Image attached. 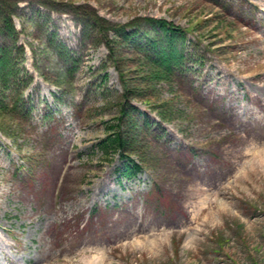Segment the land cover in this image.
<instances>
[{
	"label": "rangeland",
	"instance_id": "1",
	"mask_svg": "<svg viewBox=\"0 0 264 264\" xmlns=\"http://www.w3.org/2000/svg\"><path fill=\"white\" fill-rule=\"evenodd\" d=\"M85 12L140 29L135 44L151 40L146 18L187 31L172 79L139 86L127 103L133 110L122 126L134 122L141 141L140 154L132 156L142 166L136 177H122L126 160L118 153L106 160L97 144L107 127L121 125L120 70L138 85L145 66L134 42L117 40L113 31L111 55L97 29L85 30ZM12 21L13 77L30 80L19 89L13 118L0 111V235L11 245L2 264H49L37 262L44 217L38 225L26 216L73 201L83 207L65 227L56 222L49 240L61 244L67 229L80 238L110 237L97 239L103 264H264L263 170L247 177L246 168L236 169L220 179V191L206 186L189 219L183 199L185 183L195 179L193 164H207L211 174L243 148L251 153L242 161L264 164V139H240L242 131L226 120L235 109L244 119L258 114L264 100V87L256 91L246 79L264 73V58L257 66L253 59L264 40V0H18ZM234 66V77H224ZM4 91L0 81L5 104ZM259 120L256 131L264 137L263 114ZM238 174L243 178L232 183ZM135 212L143 221L127 234ZM91 254L86 257L100 255Z\"/></svg>",
	"mask_w": 264,
	"mask_h": 264
},
{
	"label": "trees",
	"instance_id": "2",
	"mask_svg": "<svg viewBox=\"0 0 264 264\" xmlns=\"http://www.w3.org/2000/svg\"><path fill=\"white\" fill-rule=\"evenodd\" d=\"M17 10L18 0H0V81L2 89L9 90V100L5 104L0 102V111L5 116L12 118L14 110L22 100L23 92L19 89L22 90L21 86H27L30 80L29 77L25 79L19 78L17 75L13 77V57L9 42L15 41L17 37V31L12 21L13 14ZM82 22L85 25V30L88 28L97 29L98 32H96L101 39H106L105 44L108 46L111 55L115 53L114 46H112L115 41L109 39L110 31L115 33L117 40L128 44L134 42L133 44H135L140 30L132 27V25L121 26L107 23L99 15L87 12L83 13ZM144 22L153 31L151 40H148L147 44H131L133 48L137 49L141 56V62L145 66L144 71L139 73L138 78L141 81L138 85H131L128 79L129 71L120 70L119 74L124 89L122 98L125 99L124 103H126L122 106L118 119L121 125L107 127L106 136L97 144V149L106 160H110L111 156L117 153L126 160L124 167L119 169V173L125 178L136 177L142 170V166L132 159V156L140 154L138 150L141 145V141L138 139L140 133L137 132L139 134L137 136L132 133L135 130L132 129L135 128V123L132 121L127 124V130L122 126L125 118L133 110L131 104L127 107L128 101L132 98L130 96L136 94L141 86L149 88L156 82L172 79L175 68L182 59L179 42L183 41L187 34L185 29L177 27L165 19L146 18ZM13 46L17 45L13 44Z\"/></svg>",
	"mask_w": 264,
	"mask_h": 264
},
{
	"label": "bare ground",
	"instance_id": "3",
	"mask_svg": "<svg viewBox=\"0 0 264 264\" xmlns=\"http://www.w3.org/2000/svg\"><path fill=\"white\" fill-rule=\"evenodd\" d=\"M264 58V40H261L258 46H255V55H254V62L257 65H260L261 59ZM226 69V68H225ZM235 70H238L237 66H234L232 68H227L224 77H234L233 72ZM251 78L253 80H251ZM249 77L246 76V79L248 81L249 87L252 86L253 88L258 91V89L262 86L264 87V73L261 75V77ZM258 95H253L252 100L253 102H258ZM264 100L260 102L258 105L257 112L249 115L247 118H243L241 115V112L235 109L231 113V115L228 117L229 119H226L228 124L230 126L235 125L239 131H242L240 133L237 132L238 138L244 139L245 136H248L249 134L252 135L253 139H257L259 143H261L260 139H264V137L260 136V134L256 131V128L260 125V120L262 117V114L264 115ZM239 126H238V125ZM243 133V134H242ZM262 146V145H259ZM256 147V145H255ZM255 150V149H254ZM254 152V151H253ZM248 153H251L250 149L243 148L240 152V157L238 156L236 161H229L230 165L227 166L226 169L220 168H214L213 173L211 171V174H209V167L205 163L191 165V169L196 171L195 172V181H189L185 183V190L183 191L184 196V204L186 208V219L190 218L193 211H198V205L194 206V201L197 197V195L206 187L211 186L213 189L216 188L218 191H220L224 185L225 182H222L220 179L223 178L225 175H229L231 172H233L236 169L246 168L247 170V177L250 174H257L260 169L264 171V164L260 160L254 159V161L246 160L242 161V159L247 155ZM240 159V160H239ZM241 163V164H240ZM239 166V167H238ZM240 171V170H239ZM263 171L259 173H263ZM264 174V173H263ZM244 175L238 174L235 176L232 183L237 182L240 180V178H243ZM228 180V179H227ZM196 182V184H195ZM230 184V183H229ZM236 184V183H235ZM199 206L201 204L199 203ZM83 205L80 201H73L72 203H63L61 204L56 211L49 210V208H45L41 211H37L35 213H29L27 214L26 218L27 221L30 224H37L39 225L38 218L40 216H43L42 225L44 226V232L41 235V248L43 249L40 252V255L37 256V262L41 261H47L49 264H103V261L105 260V251H101V248H99L98 245L100 243L97 241V239L102 240L104 243L111 242V238L107 237L105 235H102V237H96L93 235V233H87L84 237L80 238V234L74 233L71 229L65 230L64 234L65 237L59 238V242L61 244H57V242H54L53 239L49 240L48 234L50 229L54 226L56 222L62 223V226H66L71 220L74 219L75 213L79 208H82ZM192 207V211L190 208ZM195 209H194V208ZM1 209V207H0ZM139 212H135L132 214V217L128 221V225L126 226L127 234H132L135 232V230H132L133 226L138 223L141 218L139 216ZM196 215V214H195ZM143 220H140L142 222ZM183 223V221H181ZM113 225L111 223L108 225L107 229L112 228ZM131 230V231H129ZM139 231V230H137ZM126 236V234H122L120 236L123 237ZM65 238V239H64ZM63 239V243H62ZM95 245V246H94ZM102 245V244H101ZM10 244L7 243L6 240L3 239V237L0 235V256L5 257L6 253H9ZM152 249L153 246H152ZM8 251V252H7ZM102 252L101 253H99ZM92 253H98L100 255L95 256L90 259L86 257V254ZM0 264H2L0 262ZM10 264H20L15 259L10 261Z\"/></svg>",
	"mask_w": 264,
	"mask_h": 264
}]
</instances>
